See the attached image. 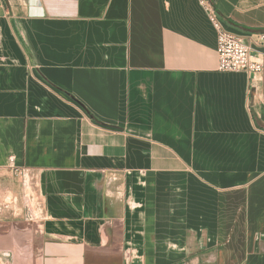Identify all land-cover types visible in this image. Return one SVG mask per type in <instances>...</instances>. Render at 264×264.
<instances>
[{
    "label": "crops",
    "instance_id": "obj_1",
    "mask_svg": "<svg viewBox=\"0 0 264 264\" xmlns=\"http://www.w3.org/2000/svg\"><path fill=\"white\" fill-rule=\"evenodd\" d=\"M209 1L227 30L264 32V0ZM253 53L255 90L218 72L198 0H0V189L12 209L13 173L37 201L0 223V250L264 264V43Z\"/></svg>",
    "mask_w": 264,
    "mask_h": 264
},
{
    "label": "built area",
    "instance_id": "obj_2",
    "mask_svg": "<svg viewBox=\"0 0 264 264\" xmlns=\"http://www.w3.org/2000/svg\"><path fill=\"white\" fill-rule=\"evenodd\" d=\"M206 17L216 31V70L221 73L243 72L249 80L250 90H255L261 81L263 60L253 53L255 47L264 43V32L252 33L248 37L227 30L209 0H198ZM12 167V158L9 159Z\"/></svg>",
    "mask_w": 264,
    "mask_h": 264
},
{
    "label": "rangeland",
    "instance_id": "obj_3",
    "mask_svg": "<svg viewBox=\"0 0 264 264\" xmlns=\"http://www.w3.org/2000/svg\"><path fill=\"white\" fill-rule=\"evenodd\" d=\"M6 182V187L8 189V186L10 185L12 187V194H13V199H12V209H8L6 206H8L10 203L8 200H5V197H3V194L5 191L0 189V196L3 198L0 199V209H2V214L0 215V223L5 225L10 224L11 222H15L17 220H24V219H30V218H36V206H37V201L32 200L31 194H29V190L25 193H23V187L22 183L18 181L17 177L15 174L11 173V179L5 181ZM4 184V182H3ZM0 186L2 189L5 187V185ZM29 194V196L27 195ZM5 196V195H4ZM17 207L18 211H23L22 215L16 214L15 208ZM17 211V212H18ZM6 254L4 253V250H0V264H17L14 263L15 261L21 260L18 255L13 256L11 258V255L9 254L8 256H5ZM21 264V263H18Z\"/></svg>",
    "mask_w": 264,
    "mask_h": 264
}]
</instances>
